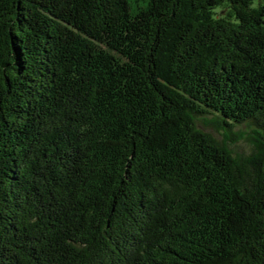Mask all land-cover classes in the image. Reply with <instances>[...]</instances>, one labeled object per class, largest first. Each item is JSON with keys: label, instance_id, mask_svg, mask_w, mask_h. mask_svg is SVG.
I'll return each instance as SVG.
<instances>
[{"label": "trees", "instance_id": "1", "mask_svg": "<svg viewBox=\"0 0 264 264\" xmlns=\"http://www.w3.org/2000/svg\"><path fill=\"white\" fill-rule=\"evenodd\" d=\"M0 264H264V0H0Z\"/></svg>", "mask_w": 264, "mask_h": 264}, {"label": "rangeland", "instance_id": "2", "mask_svg": "<svg viewBox=\"0 0 264 264\" xmlns=\"http://www.w3.org/2000/svg\"><path fill=\"white\" fill-rule=\"evenodd\" d=\"M212 116H204L198 117L195 119L196 127L207 134H210L213 138H215L218 142L224 141V135L219 128L213 121ZM252 131V127L246 124L242 125H234L231 128L232 134H243L244 137L240 139L237 143H228V147L231 150L232 154L235 158L239 157H246L252 153V145L249 140H247V135Z\"/></svg>", "mask_w": 264, "mask_h": 264}]
</instances>
